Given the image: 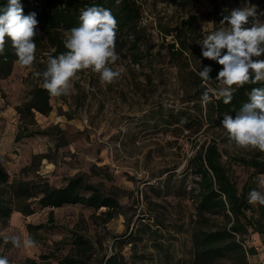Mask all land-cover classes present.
Instances as JSON below:
<instances>
[{
    "label": "rangeland",
    "instance_id": "1",
    "mask_svg": "<svg viewBox=\"0 0 264 264\" xmlns=\"http://www.w3.org/2000/svg\"><path fill=\"white\" fill-rule=\"evenodd\" d=\"M27 1L39 8L43 4V0ZM218 2V9L209 0H200L184 10L178 0H137L141 9L137 28L124 35L117 30L118 60L110 66L122 67L121 76L104 84L99 74L82 70L72 80L69 95L52 97L49 115L36 113L24 124L16 107L31 99L36 86L44 87L36 73L46 70L48 57L56 51L45 32L39 31L34 65L16 62L12 73L0 80L4 166L11 180L25 178L20 172L32 155L49 153L56 161L44 160L40 173L52 185L64 186L70 177L87 173L95 184L104 183L107 193L120 189L123 209L106 223L102 211L81 205L54 209L53 222L50 209L39 205L30 216L15 212L7 223H0L1 257L15 264H57L73 248L75 230L96 246L90 264H110L108 258L112 264H195V234L222 231L235 221L229 212L230 219L198 209L200 176L191 160L201 146L213 141L239 194L246 189L248 194L252 190L264 193V170L251 164L264 162V152L237 148L222 127L223 119L217 116L214 124L205 121L207 103L193 94L192 74L208 32L220 27L233 9L255 6L258 13L264 12V0ZM190 15L197 16L192 24L187 21ZM65 32L60 33L62 43ZM172 44L176 50L183 48L181 60L173 58ZM259 59L264 60V55ZM203 84L218 87L217 80ZM181 112L193 119L192 131L169 125L171 115ZM22 126L33 131L51 127L53 136L16 141ZM28 224H45V228L29 230ZM11 235L31 236L37 246L17 248L4 240ZM239 238L246 250L255 249V254L247 253L248 264L264 262V233L249 228ZM233 260L228 253L212 264H239Z\"/></svg>",
    "mask_w": 264,
    "mask_h": 264
},
{
    "label": "trees",
    "instance_id": "2",
    "mask_svg": "<svg viewBox=\"0 0 264 264\" xmlns=\"http://www.w3.org/2000/svg\"><path fill=\"white\" fill-rule=\"evenodd\" d=\"M200 0H178L179 6L186 10L189 6L199 2ZM216 9L219 8V0H209ZM23 6V14L36 13L38 20L37 32H45L51 45L56 47L54 56H58L61 51H66L62 42H60L61 30L78 26L79 16L81 12L90 6H99L110 9L118 21V32L120 35L127 33L128 29H136L138 21L141 17V9L137 0H43V4L39 7L30 6L27 0H20ZM7 6V0H0V14L3 13ZM197 20L196 15H190L189 24ZM38 38L36 36L35 40ZM139 39V37H138ZM136 42V40H135ZM135 42L133 43L136 47ZM172 56L176 60H181L184 50L175 49L172 44ZM197 71L192 74V82L195 85L193 94L198 101L202 102V93L207 86L198 75L203 66H211V81L216 80L218 72L222 66L217 62L205 59L198 51ZM18 58L15 55V49L12 47L11 41L7 40L5 49L0 54V80L7 78L13 71ZM264 87V82L257 84H246L237 90L230 104H224L222 100L213 97L204 108L207 112L204 115L206 122L214 124L217 116L221 119L224 114L231 115L233 118L238 114L242 105L248 101V96L252 88ZM51 96L44 87L36 86L32 91L31 99L21 106H17L16 110L21 115L22 120L40 113L49 115L53 111L51 104ZM202 105V104H200ZM203 108V107H202ZM202 114V113H201ZM169 125H179L187 130H193V119L187 118L183 112L172 114ZM24 124L26 122L24 121ZM203 122L200 123V127ZM53 128H45L39 130H30L24 128L15 138L20 141L23 138L34 137L37 135L52 137ZM61 132V129L58 128ZM63 131V130H62ZM64 132V131H63ZM222 153L218 144L213 141L204 144L197 151L196 156L191 160L194 172L200 176L199 185L201 189L200 202L198 209L202 214H223L230 219L229 213L234 218V223L230 227H225L222 231L200 232L195 234V264H212L215 260L227 258L228 253H232L233 262L239 264H248L247 253L255 254V249L244 248L245 241L237 236L248 232L249 228L259 233H264V206H254L248 202L247 189L239 194L235 183L230 178L227 169L222 163ZM3 156L0 154V223H7L15 212L24 216L33 215L36 212V205L41 208H49V219L54 221V209L65 206L81 205L92 208L95 212L106 215L104 222L113 219L117 214L121 213L123 206L120 202V189L105 192V184H95L92 182L87 173H79L68 179L64 186H55L40 173V168L44 160L55 162V158L49 153L33 154L28 165L21 169L20 174L26 175L25 178L15 176L12 180L9 172L3 163ZM245 161V160H244ZM249 164V162H246ZM251 164L257 170H264V162L253 160ZM33 175L32 178L29 176ZM103 209H105L103 211ZM252 212L251 215L248 212ZM229 212V213H228ZM45 228V224L31 225L28 224L29 230H41ZM75 240L73 248L64 257L57 260V264H90L96 246L84 235L72 230ZM1 257V256H0ZM113 260L108 258L107 262L112 264ZM103 262V261H102ZM13 262H9L12 264Z\"/></svg>",
    "mask_w": 264,
    "mask_h": 264
},
{
    "label": "clouds",
    "instance_id": "3",
    "mask_svg": "<svg viewBox=\"0 0 264 264\" xmlns=\"http://www.w3.org/2000/svg\"><path fill=\"white\" fill-rule=\"evenodd\" d=\"M261 17L264 12L258 13L255 6L233 9L223 17L220 27L204 37L200 43L202 57L217 62L222 69L216 77L218 87L206 88L201 97L203 102H211L214 97L230 104L238 89L246 84L264 82V60L259 59L264 55V19ZM37 25L35 12L24 15L20 0H7L0 14V54L10 40L19 64L32 67L36 60ZM117 29L118 21L110 9L99 6L84 9L78 26L64 33L66 51L48 57L46 70L36 73L43 78L48 93L53 97L69 95L72 80L82 70L99 74L104 84L115 82L124 71L122 67L117 70L110 66L118 60ZM211 71V66H203L198 75L203 82H209ZM221 123L237 148L264 152V87L252 88L248 101L235 118L224 114ZM248 202L264 206V193L252 190ZM4 240L17 248L37 246L31 236L22 239L19 235H11ZM0 264H9V260L0 257Z\"/></svg>",
    "mask_w": 264,
    "mask_h": 264
},
{
    "label": "built area",
    "instance_id": "4",
    "mask_svg": "<svg viewBox=\"0 0 264 264\" xmlns=\"http://www.w3.org/2000/svg\"><path fill=\"white\" fill-rule=\"evenodd\" d=\"M13 263H14V262H13ZM13 263H12V264H13ZM14 264H15V263H14ZM260 264H264V262H260Z\"/></svg>",
    "mask_w": 264,
    "mask_h": 264
}]
</instances>
